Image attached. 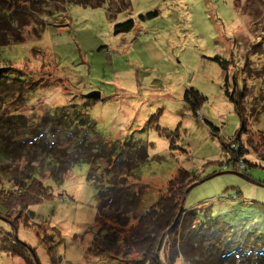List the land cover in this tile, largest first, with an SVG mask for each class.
Segmentation results:
<instances>
[{
  "label": "rangeland",
  "instance_id": "rangeland-1",
  "mask_svg": "<svg viewBox=\"0 0 264 264\" xmlns=\"http://www.w3.org/2000/svg\"><path fill=\"white\" fill-rule=\"evenodd\" d=\"M10 1L12 6L0 0L5 43L0 66L7 72L0 86V144L11 138L7 146L12 149L0 164V194L22 189L28 173L49 186L51 196L29 205L28 215L21 206L3 216L0 205V246L1 237L10 233L9 238L26 245L33 264H127L135 258L90 249L94 240L118 232L100 207L111 186L104 166L93 158L67 164L52 150H42L48 142L40 137L56 139L73 115L87 117L91 139L101 137L111 147V161H101L112 172L121 171L119 181L136 191L131 200L135 212H144L185 168L195 179L186 182L193 185L185 193L184 208L196 209L197 221L210 215L222 221L237 246L248 245L231 264H253L264 244V0ZM12 9L17 14L13 21L5 19L4 11ZM15 17L29 21L19 27ZM127 20L133 26L115 32V25ZM215 55L227 60V68ZM190 88L204 97L195 112L185 99L188 90L194 101ZM91 90L99 91L100 98L84 96ZM229 95L244 99L247 131L238 139L240 118ZM60 118L64 129L59 124L61 130L52 129L51 121ZM31 136L44 147L28 148ZM231 142L243 147L244 161L232 160ZM136 150H145V159L123 168L128 153ZM135 221L131 217L129 224ZM165 240L168 252L171 236ZM214 254L191 264H216ZM0 264L27 262L0 252ZM173 264L185 263L177 258Z\"/></svg>",
  "mask_w": 264,
  "mask_h": 264
},
{
  "label": "trees",
  "instance_id": "trees-1",
  "mask_svg": "<svg viewBox=\"0 0 264 264\" xmlns=\"http://www.w3.org/2000/svg\"><path fill=\"white\" fill-rule=\"evenodd\" d=\"M26 1L33 2V0ZM6 2L11 3L10 0H6ZM96 4L100 3L98 2ZM41 5L42 4H40V6H37V8L39 9ZM15 6L17 7L16 4ZM21 6L24 9H27L26 6ZM14 10L15 9L5 10V13H3L4 15L2 16H4L5 19L12 20V15H17L16 12H13ZM28 11H30V9ZM37 15H39V13H37ZM14 20H16V24L19 27L26 25L29 21L23 20L22 17H20V19L18 17H15ZM9 26L10 28H13L11 23ZM132 26V20L118 23L115 25V32L129 30ZM3 45H5V43H3L0 39V47ZM212 58L216 60L222 66V68H227V60L225 58H220L218 55L212 56ZM6 76L7 72L4 71L3 67L0 66V86L5 80ZM190 89L191 93L194 94V101L190 100V93L188 90L185 93V99L190 104L192 110L195 112L199 108V103L204 100V97L200 95L197 90L193 88ZM229 96L230 99L235 102V110L240 118V125L234 134V138L238 139L239 134L242 131H247L244 117V99L242 98L243 94L241 98L238 97L237 100H234L232 95ZM63 113L64 112H62V114L60 115L63 116ZM11 116L13 117L12 120H15V118L18 119V115L11 114ZM68 118V124L67 126L64 125L65 130L62 131L60 129V126H62V129L64 128L62 122L60 121L64 118L53 121L54 117L50 115V119H53L51 121L52 129L58 131L61 130L60 133L56 134V139L47 137L45 135L40 137L41 139H44L43 141L48 142L45 146L47 148H43V143L39 144L36 142V140L40 138L31 136L33 144L28 148L33 147V150H40L38 146L39 144L41 148H43L42 150H45L46 153L48 152L47 154H50L49 151L52 150L55 155L65 158L66 161L69 162L67 164L77 163L83 160L88 161L90 158H93L98 162L100 166H104L103 172L107 177L110 178L111 186L109 187V189H107L106 193H104L106 199L101 203L102 205H100V207L103 206L104 210H106L108 214L111 215L114 221L113 223L116 224V229L118 230V232L116 231V233L113 230V232L109 234L110 236L108 237V239L107 236H105L102 240H94L93 245L90 247L93 253L99 254L107 250H113L115 253H121L122 251V253L126 256L134 255L135 258L130 261L131 263L126 262L127 264H162L163 261L166 262L163 264H173L177 258H181V260L185 264H191L194 263V260L199 256H204L210 253H212L214 256V253L216 252L218 253V258L215 257L218 261L216 262V264H223L224 262H228L229 264H231V261L234 260L233 257H235L240 249H242L244 252L247 251L248 245H246L244 241L243 245L240 244L241 246H237L235 235H233L232 230L229 229V231L224 232L223 226H225V224H223L222 221L220 222V220H218L217 223L216 218L212 217L211 215L207 220L205 219L204 221H197L195 216L196 209L184 208L183 202L188 186V184L186 185V182L189 181V179H195L193 177L190 178V176L193 175H191L190 171L185 168L179 169L176 175L168 180L166 192L158 196L144 212H135L136 204L133 205V203H131V200L135 201L136 191L134 189V191H131L133 187L125 185L122 180L119 181V178L123 177L121 171L116 174L107 168V163L103 165V162L101 161L102 158L107 159V162L111 161V147L106 146L101 137H98L95 140L91 139V136L94 133L93 131H90L87 117L85 118L81 116L71 115L68 116ZM12 124H15V128L19 126L17 121H13ZM27 124L28 126H30V121L27 122ZM58 124L60 126H58ZM211 130L213 133H216L217 127L211 126ZM162 132L167 133L166 131ZM25 133H23L22 136H25ZM260 135L262 136V134ZM10 139L11 138L6 140L4 139L5 145L0 144V164L2 160H8L11 157L10 154L12 152V149H9V147L7 146V141ZM10 142H13V140ZM56 142L61 144V146L59 149L55 150L53 147H56ZM231 143L232 146L229 147L231 148L230 152L234 153L233 155H231L232 160L238 163L242 159L240 154L242 152L241 148L243 147H237L236 143ZM62 146H68V148H62ZM227 146L228 143H223V147L227 148ZM64 150H66L65 153H63ZM134 153L132 151L128 153V160L130 161L125 162V164L122 165L123 168L127 167L128 164H132V162L136 159H145V150H136L134 151ZM260 154L264 155V152H260ZM55 165L57 164L55 163ZM61 168H63V166ZM35 169L36 168H32L31 171H35ZM24 176L30 178L27 179V181L20 183V185L23 186L22 189L10 190L0 194V205L3 207V209H5V214L2 213L3 216H6L11 208L17 207L19 209V207L21 206L24 207L26 215H28L29 212L27 207L29 205L38 203L51 196L49 186L43 184V182L36 176H30L28 175V173L24 174ZM97 216L99 218V215ZM131 217H134L136 221L129 224ZM193 221L194 223L192 224ZM127 224H129L130 226L123 234L120 231ZM216 224H218L219 227H217ZM220 224H222V226ZM8 235H10V233L4 234L1 237L3 244L0 246V252H4L9 255L15 254L21 256L22 258H24V261H26L27 264H33L28 256L29 254L26 245L14 238H9ZM168 235L171 236L172 245L169 249L170 251L168 250L167 252L165 250L164 243L166 242L165 239ZM161 237H163L162 241ZM94 239H96V237ZM47 249L49 253H51L50 255L54 257L53 245H48ZM255 254H257V257L252 263L264 264V244H262L261 246V252H256ZM226 257H228V259H226ZM246 261L251 262L247 259ZM234 262L232 264L241 263H238V261Z\"/></svg>",
  "mask_w": 264,
  "mask_h": 264
},
{
  "label": "water",
  "instance_id": "water-1",
  "mask_svg": "<svg viewBox=\"0 0 264 264\" xmlns=\"http://www.w3.org/2000/svg\"><path fill=\"white\" fill-rule=\"evenodd\" d=\"M85 97L87 98H91V99H98L100 98V92L97 91V90H91L87 93L84 94ZM234 173H237V172H234ZM240 176L242 177H245L246 179H248L246 176H244L243 174L241 173H238ZM193 184L189 185V187H187L186 191L192 186Z\"/></svg>",
  "mask_w": 264,
  "mask_h": 264
}]
</instances>
